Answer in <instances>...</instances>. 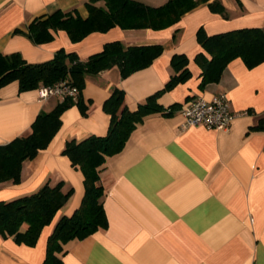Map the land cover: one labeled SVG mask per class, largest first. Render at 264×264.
I'll return each mask as SVG.
<instances>
[{"label": "crops", "instance_id": "crops-1", "mask_svg": "<svg viewBox=\"0 0 264 264\" xmlns=\"http://www.w3.org/2000/svg\"><path fill=\"white\" fill-rule=\"evenodd\" d=\"M87 1L0 0V53L18 52L28 62H43L63 48L86 59L113 40L125 46L160 43L163 51L126 76L117 65L87 74L80 91L85 112L76 103L65 109L49 144L24 161L21 181L0 183V200L58 181L64 191L72 189L35 245L18 244L0 234V264H43L55 223L72 214L84 195L82 171L62 153L66 141L105 135L110 115L103 104L113 90L122 88L126 105L136 109L169 79L174 53L188 56L191 77L162 92L158 102L165 112L147 114L122 149L99 167L107 227L68 242L59 256L64 264H264V127L258 126L264 123V62L248 68L234 58L218 82L201 89V68L194 61L203 50L196 37L200 27L208 35L264 27V0H217L224 14L213 11L208 3L214 0H208L164 29L114 26L75 42L64 30L44 43L29 37L27 27L35 17L74 8L86 17ZM139 1L160 5L167 0ZM220 93L236 113L228 130L182 127L181 108L188 101L211 100ZM61 100L40 99L38 88L21 91L17 81L0 87V144L29 133L36 115ZM173 103L179 105L166 112Z\"/></svg>", "mask_w": 264, "mask_h": 264}, {"label": "trees", "instance_id": "trees-1", "mask_svg": "<svg viewBox=\"0 0 264 264\" xmlns=\"http://www.w3.org/2000/svg\"><path fill=\"white\" fill-rule=\"evenodd\" d=\"M207 1L167 0L160 5H149L139 0H88L86 17H82L75 8L56 9L35 17L27 27L28 35L35 43H44L53 39L55 31L64 30L75 42L92 32H105L114 26L122 29H164ZM208 5L213 11L224 14L225 8L219 1L214 0ZM196 37L203 49L194 57L201 68V89L208 83L218 82L224 68L234 58H241L248 68L264 62V27L246 26L211 35L200 27ZM162 51L160 43L125 46L120 40H113L86 59H80L75 52H67L63 48L58 49L53 58L43 62H28L18 52L0 53V87L17 81L19 90L24 91L65 79L78 89L76 97L64 96L51 110H41L33 120L29 133L0 144V183L21 181L24 161L35 157L49 144L60 128V117L65 109L76 103L85 112L80 91L87 74H96L117 65L121 75L126 76L148 66ZM188 64L189 58L185 53H174L171 57L173 73L169 79L134 110L125 103V91L116 87L103 104L110 115L107 133L66 141L62 153L82 171L84 195L72 214L62 215L55 223L47 238L43 264H64L59 254L64 252L68 242L107 227L105 187L100 182L99 167L107 156L122 149L130 132L147 114L165 112L166 108L158 102V97L191 77ZM178 105L171 104L166 112H171ZM258 126L264 127V123ZM62 186V181L45 183L34 192L0 200L2 237H12L18 244L35 245L43 228L53 221L72 192V189L64 191Z\"/></svg>", "mask_w": 264, "mask_h": 264}, {"label": "built area", "instance_id": "built-area-1", "mask_svg": "<svg viewBox=\"0 0 264 264\" xmlns=\"http://www.w3.org/2000/svg\"><path fill=\"white\" fill-rule=\"evenodd\" d=\"M78 89L76 86L61 79L53 84L38 87L40 99H47L51 96H73L76 97ZM182 127L202 125L206 128L228 130L231 120L236 113L231 109L230 102L224 93H220L211 100L196 97L188 101L182 108Z\"/></svg>", "mask_w": 264, "mask_h": 264}]
</instances>
